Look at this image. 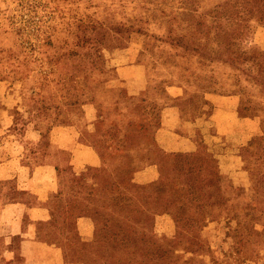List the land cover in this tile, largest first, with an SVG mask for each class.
I'll list each match as a JSON object with an SVG mask.
<instances>
[{"label":"rangeland","instance_id":"374dc122","mask_svg":"<svg viewBox=\"0 0 264 264\" xmlns=\"http://www.w3.org/2000/svg\"><path fill=\"white\" fill-rule=\"evenodd\" d=\"M258 26L264 0H0V154L13 146L20 162L68 160L50 142L52 128L65 125L102 156L101 166L78 174L66 166L61 178L54 208L71 217L69 259L264 264ZM172 85L184 89L175 101ZM206 91L237 97L230 132L239 140L207 142L198 132L197 150L161 151L153 136L162 108L175 102L183 118L198 117ZM154 161L160 177L135 181ZM82 213L95 221L91 241L75 228Z\"/></svg>","mask_w":264,"mask_h":264},{"label":"crops","instance_id":"0c3cea01","mask_svg":"<svg viewBox=\"0 0 264 264\" xmlns=\"http://www.w3.org/2000/svg\"><path fill=\"white\" fill-rule=\"evenodd\" d=\"M237 30L244 36V25H239ZM251 40L264 49V26L254 28ZM169 90L173 101L184 94L181 86L172 85ZM203 97L204 112L198 117L183 118L175 102L162 108L161 122L153 136L161 151L174 153L197 150L198 132L203 134L207 142L222 137L230 143L239 140L237 131L232 129L230 132L237 118V97L208 91ZM209 107H214L211 113L206 112ZM210 134L211 137L207 138ZM218 135L221 136L218 138ZM51 138V145L66 154L68 160L64 156V160L59 162L37 164L34 161L31 165L22 160L20 162L22 157L17 156L13 146L2 150L0 154V192L4 196L0 202V251L2 256L7 253L11 257L10 262L14 260V263L20 257L21 264H88L81 259H69L75 251L74 243H77L76 239L70 237L66 227L71 217L68 210L57 213L54 204L62 189L63 174L64 178L68 177L65 167L70 166L78 174L88 166H101L102 156L95 145L80 139V133L74 126H54ZM159 174L158 162H148L136 171L134 180L147 184L157 180ZM74 220L80 239L93 240L94 218L82 213L76 215ZM4 262L0 258V264Z\"/></svg>","mask_w":264,"mask_h":264},{"label":"trees","instance_id":"16d2710c","mask_svg":"<svg viewBox=\"0 0 264 264\" xmlns=\"http://www.w3.org/2000/svg\"><path fill=\"white\" fill-rule=\"evenodd\" d=\"M192 189H193V185L192 184H190L189 186H188V188H187V190H189V193L192 191ZM173 201V200H172ZM181 220V219H180ZM178 221H179V218H178Z\"/></svg>","mask_w":264,"mask_h":264}]
</instances>
